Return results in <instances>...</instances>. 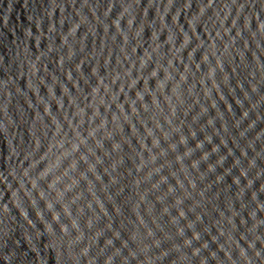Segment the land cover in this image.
I'll return each mask as SVG.
<instances>
[{
    "label": "water",
    "instance_id": "water-1",
    "mask_svg": "<svg viewBox=\"0 0 264 264\" xmlns=\"http://www.w3.org/2000/svg\"><path fill=\"white\" fill-rule=\"evenodd\" d=\"M0 264H264V0H0Z\"/></svg>",
    "mask_w": 264,
    "mask_h": 264
}]
</instances>
